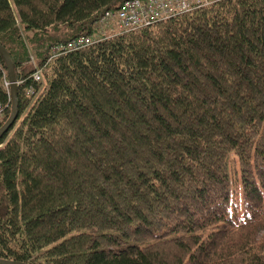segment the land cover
Returning a JSON list of instances; mask_svg holds the SVG:
<instances>
[{
  "label": "trees",
  "instance_id": "obj_1",
  "mask_svg": "<svg viewBox=\"0 0 264 264\" xmlns=\"http://www.w3.org/2000/svg\"><path fill=\"white\" fill-rule=\"evenodd\" d=\"M126 1L0 0V261L264 264V0Z\"/></svg>",
  "mask_w": 264,
  "mask_h": 264
},
{
  "label": "built area",
  "instance_id": "obj_2",
  "mask_svg": "<svg viewBox=\"0 0 264 264\" xmlns=\"http://www.w3.org/2000/svg\"><path fill=\"white\" fill-rule=\"evenodd\" d=\"M217 0H128L123 3L120 10L107 12L97 23L101 32L114 30L133 32L144 27H148L157 21L168 19L177 14L186 13L195 7L209 4ZM93 38L81 37L67 44L66 47H56L52 50L53 55L64 50H76L93 43ZM40 77L35 74V80ZM4 87L9 90L10 81L4 82Z\"/></svg>",
  "mask_w": 264,
  "mask_h": 264
},
{
  "label": "water",
  "instance_id": "obj_3",
  "mask_svg": "<svg viewBox=\"0 0 264 264\" xmlns=\"http://www.w3.org/2000/svg\"><path fill=\"white\" fill-rule=\"evenodd\" d=\"M0 54L5 59V62L7 63L8 68V74H9V81L11 83V96L13 101V114L11 119L8 121V123L5 125L3 129L0 130V135L7 132L15 123L16 120V112H17V81L14 74V66L11 60L10 55L6 51V49L0 44ZM0 264H21V263H15V262H9V261H0Z\"/></svg>",
  "mask_w": 264,
  "mask_h": 264
},
{
  "label": "rangeland",
  "instance_id": "obj_4",
  "mask_svg": "<svg viewBox=\"0 0 264 264\" xmlns=\"http://www.w3.org/2000/svg\"><path fill=\"white\" fill-rule=\"evenodd\" d=\"M234 173H235V169H231V175H234Z\"/></svg>",
  "mask_w": 264,
  "mask_h": 264
}]
</instances>
